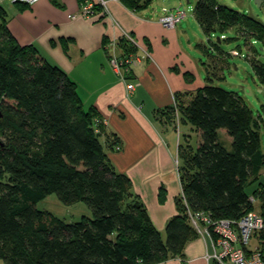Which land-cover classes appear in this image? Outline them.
<instances>
[{"label":"trees","instance_id":"16d2710c","mask_svg":"<svg viewBox=\"0 0 264 264\" xmlns=\"http://www.w3.org/2000/svg\"><path fill=\"white\" fill-rule=\"evenodd\" d=\"M121 1L138 10L151 0ZM195 15L207 33L239 27L246 38L264 43L263 20L218 0H197ZM119 44L124 53L136 51L125 37ZM229 54L246 57L264 86L258 51L243 53L238 46ZM162 113L164 121L191 126L180 136L182 192L165 238L133 193L132 178L110 161L106 146L120 150L118 134L107 130L94 106L85 107L64 69L36 45L18 41L0 1V261L155 264L180 257L185 264L187 243L200 237L189 210L236 218L255 208L253 195L264 213V182H258L264 170V105L256 114L240 90L213 80L177 93ZM51 192L67 203L84 200L93 216L68 222L39 208Z\"/></svg>","mask_w":264,"mask_h":264},{"label":"crops","instance_id":"0c3cea01","mask_svg":"<svg viewBox=\"0 0 264 264\" xmlns=\"http://www.w3.org/2000/svg\"><path fill=\"white\" fill-rule=\"evenodd\" d=\"M61 2L18 3L17 18L13 23L8 20V25L20 43L36 45L51 63L64 69L76 81L85 107L94 106L107 130L118 134L122 148L108 149L111 159L119 166L137 161L158 145L155 122L163 118L158 117L161 109L173 105L177 93L194 91L207 83L200 60L184 47L185 29L139 15L121 0H109L108 13L99 8L88 18L68 15L79 11L80 1ZM123 29L134 36L138 43L135 52L140 56V62L125 72V79L109 61L110 53H122L119 41L115 48L111 42L123 37ZM132 81L136 85L128 90L127 83ZM260 181L264 182V170ZM258 182L248 190L252 192ZM254 206L253 210L261 209L257 200ZM206 251L200 244L197 252H184L185 264H208ZM155 264L180 261L172 258Z\"/></svg>","mask_w":264,"mask_h":264},{"label":"rangeland","instance_id":"374dc122","mask_svg":"<svg viewBox=\"0 0 264 264\" xmlns=\"http://www.w3.org/2000/svg\"><path fill=\"white\" fill-rule=\"evenodd\" d=\"M196 1L151 0L146 7L138 9L137 13L159 19L166 13L164 8L169 12L176 10L177 7L186 10L187 17L177 25L185 29V32L182 33L184 47L193 57L200 60L205 81L214 80L217 85L240 90L257 114L259 110H263L264 86L260 85L259 79L246 57L243 55L233 56L229 52L238 46L241 47L243 53L254 54L255 51H258L259 58L264 62V43L254 40L253 37L246 38L245 34L240 32L239 27L230 28L224 34L218 30L207 33L197 21ZM1 2L7 10L8 20L12 19L13 23L17 18L18 3ZM218 2L264 21V0L261 5H258L256 0H218ZM189 40L191 45H189ZM214 46H217V49L214 50ZM217 74L224 75V77L217 78ZM190 78L195 79L194 75ZM166 109V107L161 109V116L163 115L162 111ZM158 117L160 116L158 115ZM155 124L160 137L154 150L147 151L145 155L138 157L137 161L125 166H119L111 157L110 161L116 170L125 172L132 178L133 193L148 209L155 226L165 238L167 222L178 212L177 202L182 192L178 174L180 136L183 134L182 132H187L191 126L180 125L177 119L175 121L173 119L172 121L158 119ZM262 139L264 143V133ZM106 151L108 152L107 146ZM37 206L55 213L68 222L77 221L83 215L93 216L91 207L84 200L67 203L62 201L55 192L49 193L38 201ZM200 244L206 249L203 238L198 236L187 243L184 252H197ZM0 264L4 263L0 261Z\"/></svg>","mask_w":264,"mask_h":264},{"label":"built area","instance_id":"2783aa9c","mask_svg":"<svg viewBox=\"0 0 264 264\" xmlns=\"http://www.w3.org/2000/svg\"><path fill=\"white\" fill-rule=\"evenodd\" d=\"M12 3L33 4L39 0H0ZM109 0H84L80 4L77 13L68 14L70 18L91 17L96 10L102 8L108 13ZM120 1V0H118ZM165 14L159 18L160 21L177 24L187 17V11L177 7L176 10L170 12L164 8ZM116 25L119 22L115 20ZM123 37L130 40L133 45L138 43L134 36L123 29ZM118 39H114L111 45L115 48ZM233 54H238V50L234 49ZM148 55V52L145 51ZM109 61L113 68L119 72L122 78L125 72L130 71L132 66L140 62V56L137 52L117 54L112 52L109 54ZM135 82H128V90L135 87ZM253 202L256 198L251 195ZM191 222L201 237L206 241L207 251L204 255L208 264H264V213L259 208L241 214L239 217H221L212 218L205 211H188ZM179 261L180 257L177 258Z\"/></svg>","mask_w":264,"mask_h":264},{"label":"water","instance_id":"95a60500","mask_svg":"<svg viewBox=\"0 0 264 264\" xmlns=\"http://www.w3.org/2000/svg\"><path fill=\"white\" fill-rule=\"evenodd\" d=\"M256 2L258 3V5H261L263 0H256Z\"/></svg>","mask_w":264,"mask_h":264}]
</instances>
